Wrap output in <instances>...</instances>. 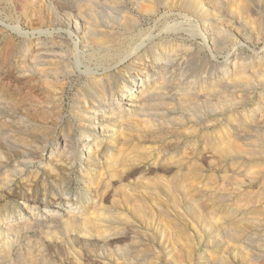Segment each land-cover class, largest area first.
<instances>
[{
    "label": "rangeland",
    "instance_id": "rangeland-1",
    "mask_svg": "<svg viewBox=\"0 0 264 264\" xmlns=\"http://www.w3.org/2000/svg\"><path fill=\"white\" fill-rule=\"evenodd\" d=\"M144 1L146 2V4L147 2L148 4H152V2L154 5L156 4L157 7H154L153 5V13L145 14L138 9V7L145 5L143 4ZM230 1L232 0H225V2L224 0H219V2H221L223 6L221 4L219 6L220 13L217 9L215 11V14H217V11L219 14L218 16L216 15V19L214 21H216L217 19L220 20L223 16L220 21L218 20L219 24L221 22V26H218L221 27V29L223 30L218 27L217 29L221 32L217 30V32L215 30L213 31V33H220L217 34L218 39L216 37V33H214L215 35L213 34V41L214 43H217L215 45L214 43H211V41L209 42V44L208 42L204 43L200 37L192 34L193 32H191L190 28H192V26L194 25H197V22L200 24V20L198 18H195L197 16L193 17L194 14L192 16L191 14L187 13H185V15H189L187 16L189 17V19H185V15H183L184 12L182 11V8H179L180 5L176 8V5L178 4V2L176 4V0H171V3L170 0H0V100H3V102L0 101V144L2 146H0V157H3L0 158V163L2 162L0 164V171L2 170L0 172L1 176H3L2 173L4 171L7 173L8 170L10 171V167L13 166L12 160H14L15 157L11 148L14 142L16 144V142L21 141L22 138H26L25 140H31L30 137L25 135L29 130V133L33 134L32 136H35V133L37 134L38 132H40L37 135L40 136L41 139L37 137L34 139L35 141H33L37 145L39 144V146L43 144V135H51L53 132L54 134H57L61 131V129L65 131L64 133H69V135L74 139L88 135L86 133L83 134L79 132L80 128H78V123L74 120L72 116L76 115L77 112V96L83 94V91L87 90V88L85 90L86 83H84L87 81L85 80L86 78L83 74L86 70L85 67H95V57H100V54L103 52H101L98 47H96L97 45L94 42H91L93 41L90 39L92 37L91 34L93 35V33L95 34L105 32L106 30H110L109 32L114 31L115 33L117 31V35L118 33H124L126 31H124V26L126 27V24L121 20L123 12L126 11L127 13L136 17L139 21L138 29H141L143 32H145V34L149 33L156 37L154 40H157L158 37L161 36H163V40H165V37H172V42L177 44H179V41L182 40L181 43L183 44L180 43V45L184 51H181L182 54L179 53L181 58L180 64L178 66H173V68L168 69L166 74L159 73L158 70H153L154 68H152L153 65L151 62H149L148 64L140 65L139 62L147 61V58L145 57L146 55L143 56L141 59L128 60L124 63L116 65L115 68L111 66L107 69L109 72L114 73H116L117 71H124L122 75L125 79H128L130 75L138 74L144 77L146 73H150V80L158 81L162 79V74L166 85L169 84V88L172 86V90L175 91L174 93L173 91H164V100H162L166 104L170 102L172 104L170 105L172 106V108L169 107L170 103L168 104V106H166L164 102L163 103L165 105L163 103L161 104V102H157V106L156 104L148 106L149 109L147 108V110L144 112L145 115L143 114L144 118L139 117V119H133V121L129 120L131 119V117L125 118L128 121H131V124L127 126L128 128L122 126L123 124H120L122 120H114L109 125L110 130L113 131L111 132V136L107 138L102 137L99 141L96 140V144L98 142V147L100 150L95 155H93V158L89 161L90 163L88 162L86 165L85 163H83L84 165H78L75 162L69 163L70 160L66 161L63 159V162L61 161L60 163L54 164L50 167L49 164L45 162V159H40L38 161L39 165L37 162V165H35L34 168L27 169L23 172V175H21V178L23 180L20 177L11 178V176H9V181L7 180V183L9 185L6 183V186L4 185V188L0 190V196L3 195L2 197H0V221L2 223L3 220L5 221L7 219L5 218V216L8 212L17 211L20 215L15 214V221L18 224V227L14 223V226L12 227L13 231L11 228V230L7 229L6 231V226H0V240H3L4 238V241H2V243L0 241V250L5 249V253H3L4 256L2 255V253L0 254V264H264V151H262L264 150V119L261 120L262 117H259L258 119V115L263 116L262 114H264V108H262L264 107V92H262L264 91V89L260 91V93H262L258 96H252L250 90L242 85V89H246H240L241 87L239 85H236L235 88L232 87V90L230 87H226L225 89H228V93L231 91L233 92L227 95V99L221 101H224L223 104L219 102H215L216 104L214 102L211 104L208 102L204 103V99L202 100L201 98H199V95L197 96V93H203V91L206 90L204 81L211 77L212 73L215 72L218 68H222L225 65L226 61L229 62V69L232 70L234 63L238 64V60L240 63L243 60L244 62L258 61L264 55L263 25H259V27L256 28L255 25H251L247 22L248 24H244L246 27L245 28L242 24L245 22L246 19L244 21L240 20L241 24L240 22L236 21V17L238 15L236 13V4H233ZM139 2L140 4L142 2V4L140 5ZM253 2L255 4H262V2H260L259 0H253ZM137 3L139 4L137 5L138 7L136 6ZM167 4L176 5L167 6ZM230 8L231 10H229ZM137 10H139L140 12H138ZM230 12L231 14L229 15ZM232 12L236 17L233 15ZM231 15L233 16L231 17ZM244 16L245 15L241 17L244 19ZM69 19H78L77 22L79 24H84L88 27H92L90 28L88 34L91 32L92 33L88 35L89 37L87 35H84V39H82L80 35L78 36L77 34H75L74 31H72V29L70 30L66 25H64L65 21ZM231 20H233V22ZM226 21L227 23H224ZM172 24H178L182 28L180 29V31H176V33L169 32L167 29H165V26ZM222 24H232V28L229 27V25L227 27V25L223 26ZM234 25H236L237 27ZM258 28L261 31L258 30ZM225 29L227 32H225ZM253 29L256 34L254 33ZM235 30L236 32L238 30V32L235 33ZM251 30L253 31V33ZM257 30L259 31V33L257 32ZM230 32H232V35L229 34ZM225 33L230 35V37L226 35L230 38V40L229 38H226ZM222 34L225 37H223ZM78 38H81V40L79 41ZM215 38L218 41L220 39L222 40L223 38H225L222 40V43L224 44H220L221 40L219 42H215ZM35 40H38L42 45H44L45 48L42 52H44L46 55L44 53L40 54L41 52L38 54V57H41V63H47L50 57L52 56V54L50 53H53L54 57L52 56L51 59L63 58V61L65 63H63V66L66 65V63L70 64L74 67L76 72L70 74L67 77L62 78L63 73H61L62 70H60L62 67H59L60 69H58L59 71L57 72L59 74H54V77L50 75L47 79H45L44 77L38 74L35 67H31L30 64V67H28V57L27 53L24 54V51H30L31 49H34V47H36V45L33 44ZM85 40L87 42L85 43L87 44L86 46L85 44H83ZM92 43H94L95 45ZM228 44L231 45L228 46ZM81 45H83L84 47ZM218 45H221L222 47L224 46V49H221ZM74 46H76L77 48ZM201 46L203 49H201ZM212 46L213 48H211ZM59 55L61 56V58ZM226 57L229 60H226ZM74 58L77 61H75ZM255 58L258 59L256 60ZM78 62H80V65L78 66L80 71H84L82 74H80L78 69L75 67V65H78ZM231 62L234 63L230 64ZM73 63L76 64L73 65ZM98 72L100 73L102 71L99 70ZM98 76L100 75H97V77ZM125 79H123L122 77H118L111 82V89L113 91H117L115 95H117L120 91L121 85L125 82ZM15 80L18 83L15 82ZM51 83L52 85H50ZM54 83L58 86L56 87ZM173 83L180 84L183 89L180 88L177 91V88L174 87ZM55 87L57 88V90ZM203 87H205V89ZM78 91L81 93H78ZM242 91L243 93L241 94ZM177 92H189V94L192 95L193 98L196 97L194 101L196 102V100L198 99V102L193 103L191 106H178L176 105V103H172L174 102L173 95L178 94ZM47 93L49 94L47 95ZM238 94L240 95L237 96ZM47 97L50 100H48ZM4 100L10 101L12 104L10 102L7 103ZM226 100H228V103ZM25 102L27 104H25ZM54 103L55 106L52 105ZM73 103L74 105H72ZM4 104L6 107L4 106ZM20 104L21 106H19ZM173 104L175 105V107ZM89 105L90 104H88L87 106V111H92V106ZM193 105L195 106L194 108ZM98 106L99 107L97 108V111L104 112L105 114H108V112L111 111L110 106H106L104 104ZM24 107L26 108L24 109ZM13 108L15 111L12 110ZM20 108L24 110H21ZM170 108L171 111L167 110ZM241 108H244L246 110L250 109V111H252V116L246 119L247 123L246 120L242 123H238V129H243L244 127L243 130H240L242 135L239 132L238 134L230 138L233 139L230 140L232 142L231 145L235 143L234 140H237V137L240 139L237 140L240 143L238 146L242 148L244 145L242 149L245 150L244 152L239 153L241 156L240 157L239 154L237 155V153L235 154L234 152H229V154L228 152H221V149L219 148L227 147L228 145H230V143L228 145L227 143H224L226 146H223L222 144V146L216 145L218 147L217 148L216 146H214V143H210L207 140L209 135L214 132V130H216L218 126H220L222 123H225L224 121L227 122L228 118L231 115H233L231 117H234L236 114H238ZM73 111L75 112L73 113ZM260 111L263 112L261 113ZM16 115L22 117L19 119V117ZM14 117L18 118L15 119ZM178 117H180L182 121L180 118L179 120H176ZM142 118L144 119V121ZM17 119L19 120V122L22 120V124L21 122L19 123ZM23 120L26 123H24ZM161 120L162 122H160ZM167 120L169 124H167ZM255 121L260 123L257 124ZM164 122L166 125H164ZM252 122H255V124L257 125L256 129L254 126L255 124H253ZM159 123H161V125H158ZM134 124H138L137 126L135 125L137 129L134 127ZM251 124L253 128L250 127ZM203 125H206L205 128ZM132 126L134 129L132 128ZM24 127L27 128V132L22 131L21 128L25 129ZM31 127L35 132L31 131ZM117 128L122 131L129 130L131 134L127 131H119ZM122 128L125 129L123 130ZM150 128H152L153 130ZM158 128L161 129L162 133ZM248 128H250V130L255 129L257 131L250 132ZM20 130L22 131V133ZM115 130H118L120 134L118 131ZM133 130L136 134L132 133ZM139 132L141 134L143 133L142 136L139 135ZM243 132L244 134H246L244 135ZM121 133H123L124 137ZM125 133L129 135L127 136L125 135ZM205 133L207 136L205 135ZM252 133L254 134V136ZM255 133H258V136H260L261 134L262 135L258 137L255 135ZM16 134H18V136ZM134 135L135 138L133 137ZM250 135L252 136L248 138ZM244 136L248 137L244 138ZM262 136L263 138H261ZM121 137L126 139V142L123 141L124 139ZM241 139L244 140L242 141ZM249 139L250 141H252V143L248 142ZM39 140H41V143L39 142ZM253 140H255V142ZM75 141L73 140L72 144L69 146V150L71 149V154H73L72 157L82 153V148L80 144ZM118 141H120L121 143ZM260 141L263 144L259 143ZM12 142L13 144H11ZM6 143L10 144V146H8ZM117 145L118 148L121 147V145H123L124 148L121 147L119 148V150H117ZM248 145L249 147H247ZM205 146L209 149L217 148V151L215 150V152H212V156V154H210V151H212L213 149L209 151ZM133 147H135L137 150ZM256 147L258 149L260 148V150H257ZM158 148L160 151L158 150ZM187 148L190 149V151L192 152L186 150ZM202 148L203 150H205V152H207L205 153ZM125 151L128 153L132 151V153L128 154L125 153ZM184 151L187 156L185 155ZM254 151H258V156L254 155L256 154V152ZM1 152L3 153L2 155ZM6 153L9 156H7ZM117 153L119 155L116 157L115 155H117ZM181 153L183 154L181 155ZM190 153H193L191 154L192 156L189 155ZM231 153L234 154L232 155ZM243 153H245L246 155H243ZM126 154H128L129 156ZM143 154L147 156L144 157ZM195 154L197 156H195ZM204 154H206L207 156H205ZM124 155H126L127 158ZM178 155H180L181 157H179ZM114 156L123 161L120 163L121 165L113 166L114 170L116 169L115 167L118 166L119 169L117 168L116 170L122 171V174L120 171L115 172L112 168H107V163L110 161V159L114 160ZM137 157H139V159ZM6 158L8 161L6 160ZM107 158L108 160L104 162ZM180 158L184 160V162ZM188 159L190 162L188 161ZM174 160L176 162H174ZM154 161L156 162L154 163ZM196 161H198L199 164ZM173 162L177 165H175ZM195 162L198 165L194 164ZM171 163L173 164L170 165ZM105 166L106 168H104ZM199 166L201 167V169ZM85 167H87L88 169ZM249 167H251L250 169L254 168V170H250V172ZM97 168H100V170L102 168L103 171L101 170L102 173L100 172V174L101 176L104 174L102 176L103 178L97 175L100 171ZM110 170H112L115 174L112 175L113 173ZM33 171L35 172V174ZM106 171H110V175L109 172ZM32 174L33 176L36 175L35 179ZM80 174H83V176H81ZM116 174L117 177H119L118 175H120L121 177H119L118 179L116 177ZM123 174L127 176H124ZM108 175L109 178H106L108 177ZM134 175L138 177H135L136 180L133 179L134 177H132ZM129 176L131 178V182L128 180L130 179ZM94 177H98L100 179L97 180L98 178L95 179ZM184 177L196 180L193 182L192 179L189 180L192 182L191 185V182L187 181V179H185ZM182 178H184L185 180ZM143 179H146L147 182H149L148 180L151 179V183H146V180L144 181ZM160 179H162L163 181H160ZM176 179L184 181V192L186 191L187 194L177 192L179 202L177 201L178 204L176 203L174 206L171 200L168 199L167 194L161 188H157L154 194L148 191L153 186V184L156 185L157 183L158 185L162 182H172V180L175 181ZM91 180L94 182L91 183ZM125 181L127 183H125ZM142 181H144V183ZM96 182L98 185H96ZM196 182L197 184H200L197 185ZM205 182H208L207 185ZM115 183H119V185H115ZM121 185H126L127 187L125 186L126 188H121L119 187ZM138 185L142 188H149H145V190H143L142 188L139 189ZM115 186L117 187V189L115 188ZM221 187L223 188V192ZM124 189H128V192ZM129 190H131V192ZM125 191L131 197V199L134 198L132 200L139 201H126L125 196L122 197V195L126 193ZM218 191H220V193ZM92 192H94L96 196ZM133 192H135L137 196ZM146 192H148V194H146ZM189 192L192 193V195ZM113 193L116 194L113 195ZM131 193H133V195ZM178 193L180 195H178ZM149 194L151 195V197H149ZM188 194L191 195L192 198L194 197L196 202L199 203V206L197 205V208L199 209L200 207L199 212H201L200 215L202 217H195L194 215H192V213H190L192 216L187 214L189 213L186 212L188 205H185L183 207L182 204L185 203L184 195ZM216 194H218L219 196H215ZM156 195L157 197H155ZM257 196L259 198H257ZM217 197H219V199ZM95 201L97 203H95ZM133 202H135V205H138L144 211L146 210L145 212H143V215L140 216L142 218H140L137 214L134 215L133 210L130 211L134 207ZM127 203H132L133 207L131 204ZM172 206L173 208L176 206L175 208H178L181 211L176 210L175 208L173 209ZM222 206L224 209L221 208ZM100 208H102L103 210ZM210 209H212L213 213L212 211H210ZM72 210L76 213V215ZM109 210H114V212L116 211V214L119 212V217L116 216L113 211H111L110 214V212H108ZM172 210L176 212L174 213ZM228 210L230 212V217L227 219L223 217L222 214ZM80 211L81 213H78ZM94 211H102L103 214L102 212H97L99 214L97 216L96 212L93 213ZM205 212H207L208 215L209 213H215L217 215V217H215L217 220L215 219V222L213 221L210 225H208L209 223L207 224L206 220L204 219V217L208 216L207 213L205 214ZM176 213H178L179 215H177ZM220 213L222 214L219 215ZM100 214L107 215H101L100 217ZM108 214L110 215V217L113 216L112 219H110V217L109 219H107V216H109ZM249 214H251V216ZM80 215H82V217ZM120 215H125L124 217L127 216V218H124L122 216V219H125L122 220ZM180 215L183 216L181 217ZM117 218H119V220ZM250 218H255V220L249 221ZM18 219H21V221H17ZM72 219H75L74 225L70 226L68 222H70ZM116 219L118 220V222H120L118 223ZM198 220L200 221L197 223ZM194 221H196V223ZM20 223H23L24 225H20ZM84 224L89 225L86 226ZM202 224H204L205 226ZM228 224H230L231 226H228ZM215 226H217V228ZM222 226L224 227V230ZM206 227H208V229ZM5 240L6 242H8L7 244H10L4 245L3 242L6 243ZM8 246H10V248ZM127 248L130 252L127 250ZM139 254L143 255V257H141V255ZM217 258H220L221 260L223 258L222 262H220ZM216 260H218V262Z\"/></svg>",
    "mask_w": 264,
    "mask_h": 264
},
{
    "label": "bare ground",
    "instance_id": "bare-ground-1",
    "mask_svg": "<svg viewBox=\"0 0 264 264\" xmlns=\"http://www.w3.org/2000/svg\"><path fill=\"white\" fill-rule=\"evenodd\" d=\"M87 1V0H86ZM138 1H140V0H138ZM155 1V0H154ZM157 1V0H156ZM222 1V0H221ZM260 2H262V4L260 5V4H255L254 2H253V0H232V1H230V2H232L233 4H236V13L238 14H236L237 15V17L234 15V13H233V15L236 17V21L237 22H240V20H242V21H244L245 19V22L242 24V25H244L245 23H249V24H253V25H255L256 26V28L257 27H259V25H263V28H264V0H259ZM115 2V1H114ZM145 2V1H144ZM143 2V4H145V5H142V6H140V7H138L137 5H139L140 4V2H139V4L137 3L136 4V6L138 7V9L139 10H141V12H143V13H145V14H151V13H153L154 12V7H157L156 6V4L154 5L153 4V2H152V4H148V2H147V4H146V2L144 3ZM150 2V1H149ZM168 2V1H167ZM174 2V1H173ZM177 2H178V4H177ZM224 2H225V0H224ZM229 2V1H228ZM88 3H90V2H88ZM159 3V2H158ZM158 3H157V5H158ZM165 3V2H164ZM170 3H171V0H170ZM175 3V2H174ZM232 3H231V6H232ZM85 4V3H84ZM141 4H142V2H141ZM140 4V5H141ZM177 4V5H176ZM176 8L179 6V8L181 7L182 8V11L184 12V14L183 15H185V13H187V14H191L192 16H193V14H194V16L193 17H195V16H197V17H195V18H198L199 20H200V24L197 22V25H194V26H192V28H190V30H191V32H193L192 34L193 35H195V36H198V37H200L201 39H202V41L205 43V42H208V44H209V42L211 41V43H214V37H213V34L214 33H216L217 31H220V30H218L217 28L219 27L218 25H220L221 26V22H220V24H219V22H218V20L219 19H217L216 21H214L215 19H216V15L218 16V14L220 13V11H219V6H220V4H221V2H219V0H176ZM211 6H210V5ZM224 4V3H223ZM230 4V3H229ZM148 5V6H147ZM153 5H154V7H153ZM169 4H167V6H168ZM172 4H170L169 6H171ZM174 5V4H173ZM172 5V6H173ZM174 5V6H175ZM222 5V4H221ZM88 6V5H87ZM135 6V5H134ZM223 6V5H222ZM227 6H229V5H227ZM89 7V6H88ZM235 7V6H234ZM229 8V7H228ZM227 8V9H228ZM231 8H233V7H231ZM231 8L229 9V10H231ZM216 9L219 11V13H218V11H217V14H215L216 12ZM235 9V8H234ZM234 9H232V10H234ZM135 10H136V7H135ZM139 10H137L138 12H140ZM225 12V11H224ZM227 12H228V10H227ZM215 14V15H214ZM231 14V12L229 13V15ZM181 15V14H180ZM211 15V16H210ZM228 15V14H227ZM233 15H231V17L233 16ZM243 15H245L244 16V19L242 18L243 17ZM187 16H189V15H185V19H189V17H187ZM242 16V17H241ZM79 17V16H78ZM155 17V16H154ZM223 17V16H222ZM222 17H221V19H222ZM227 17H229V16H227ZM58 18V17H57ZM70 18V17H69ZM183 18H184V16H183ZM220 18V17H219ZM60 19V18H59ZM198 19H197V21H198ZM220 19V20H221ZM225 19V18H224ZM229 19V18H228ZM78 20V19H77ZM77 20H74V19H69V20H67V21H65V23H64V25H66L70 30L72 29V31H74L75 32V34H77L78 36L80 35V37H82V39H84V35H89V34H91V33H89L88 34V32L90 31V28H92V27H88L87 25H82V24H79L78 22H77ZM119 20H120V18H119ZM121 20L126 24V27L124 26V33H122V34H119L118 33V35H117V31H116V33L114 32V31H112V32H109V31H105V32H101V33H93V35L91 34V40H93V41H91V42H94L97 46L96 47H98V49L102 52H100L101 54H100V57L98 56V58H96L95 57V60L96 61H94V66L95 67H92V68H87V66L85 67L86 68V70H85V72L83 73L82 71H80V69H79V63L80 62H78V65H75L76 63H73V65H75V67L78 69V71H79V73L80 74H84V76H85V80L87 81V82H84V83H86L85 84V90H86V88H87V90L86 91H83V94H81V95H78L77 96V112H76V115H74V116H72L73 118H74V120L78 123V128H80V131L79 132H81V133H83V134H88L87 136H83V137H79V138H75L76 139V141H75V139L74 138H72L70 135H69V133H64L65 131L64 130H62L61 129V131L59 132V133H57V134H54V132L51 134V135H43L42 136V139H43V144L41 145V146H39V144L37 145L36 143H34L33 141H35L34 139L35 138H37V137H39L40 139H41V137L40 136H38L37 134H39L40 132H38L37 134L35 133V136H32L33 134L32 133H29V131L27 132V128H25V129H23V128H21L22 129V131H25V132H27L25 135H27L28 137H30V139L31 140H25L26 138H22L21 139V141H19V142H16V144H15V142H14V144H13V142L11 143V144H13V146H12V150H13V155H14V160H12L13 162V166L12 167H10V171L8 170V172L6 173L4 170V172L2 173L3 174V176H1V173H0V190H2L3 188H4V185L6 186V183H7V180H8V178H9V176H11V178H16V177H20L21 178V175H23V172L25 171V170H27V169H31V168H34L35 167V165H37V162L40 160V159H45L46 161L45 162H47L48 164H49V166L51 167L52 165H54V164H57V163H60L61 161L63 162V159L64 160H70L69 161V163L70 162H75V163H77L78 165H82L83 163H85V165L90 161V159H92L93 158V155H95L100 149H99V145H98V142H97V144H96V140H101L100 138H102V137H109V136H111V132H113V131H111L110 130V124L115 120H122L121 121V125L122 126H124V127H127L129 124H131V121H128L127 119H125L126 117H131V119H129V120H132L133 121V119H136L137 120V118L139 119V117H143L144 118V116H143V114L145 115V111L147 110V108H148V106H152V105H154V104H156L157 102L158 103H160L161 102V104L164 102V101H162V100H164V91H173L172 90V86L169 88V84H167L166 85V82H165V80L163 79L164 77H163V73L164 74H166L167 73V70L168 69H170V68H173V66H178L179 64H180V54L179 53H181V51L182 52H184L183 51V49L181 48V45H180V43H181V41H179L180 43L179 44H177V43H174V42H172V37H165V40H163V36H161V37H158V39L157 40H154L156 37H154L153 35H151V34H145V32H143L141 29H138V27H139V21L137 20V18L136 17H134V16H132L131 14H129V13H127L126 11L125 12H123V14H122V16H121ZM219 20V21H220ZM230 20V19H229ZM235 20V19H234ZM118 21V20H117ZM121 21V22H122ZM232 22H233V20H231ZM230 21V22H231ZM85 22V21H84ZM120 22V21H119ZM176 22V21H175ZM184 22V21H183ZM182 22V23H183ZM190 22H191V20H190ZM58 23H59V21H58ZM57 23V24H58ZM83 23V22H82ZM117 23V22H116ZM116 23H114V24H116ZM185 23V22H184ZM223 23V22H222ZM224 23H227V21L226 22H224ZM247 23V24H248ZM119 24V23H118ZM171 24V23H170ZM179 24V23H178ZM178 24H172V25H168V26H165V29H167L169 32H173V33H176V31H180V29L182 28V27H180V25H178ZM187 24V23H186ZM193 24V23H192ZM195 24V23H194ZM234 24V23H233ZM240 24H241V22H240ZM246 24V25H247ZM60 25V24H59ZM190 25V24H189ZM223 26L224 25H227V24H222ZM229 25V24H228ZM228 25H227V27H228ZM237 25V24H236ZM236 25H234V26H236ZM121 26V25H120ZM232 26V24H230L229 25V27H231ZM238 26V25H237ZM236 26V27H237ZM185 27V26H184ZM226 27V26H225ZM239 27V26H238ZM244 27H245V25H244ZM248 27H250V26H248ZM253 27V26H252ZM121 28V27H120ZM123 28V27H122ZM220 29H221V27H219ZM224 28V27H223ZM232 28V27H231ZM235 28V27H234ZM233 28V29H234ZM240 28V27H239ZM246 28V27H245ZM244 28V29H245ZM112 29V28H111ZM185 29V28H184ZM255 29V28H254ZM254 29H253V31H254ZM137 30V31H136ZM188 30V29H187ZM216 31V32H214L213 33V31ZM221 30H223V29H221ZM258 30H260L259 28H258ZM257 30V32L259 33V31ZM264 30V29H263ZM262 30V31H263ZM162 31V30H161ZM250 31V30H249ZM252 31V30H251ZM253 31H252V33H253ZM261 31V30H260ZM42 32H44V31H42ZM120 32H122V31H120ZM189 32V31H188ZM221 32V31H220ZM225 32H227L226 31V29H225ZM237 32H238V30H237ZM236 32V30H235V33H237ZM240 32V31H239ZM87 33V34H86ZM160 33V32H159ZM166 33H168V32H166ZM222 33H223V31H222ZM232 32H230L229 34H231ZM242 33V32H241ZM254 33H255V31H254ZM156 34V33H155ZM191 34V35H192ZM217 34H220V33H216V37H217V39H218V35ZM229 34H226L225 33V36L226 35H228L229 37H230V35ZM239 34V33H238ZM248 34V33H247ZM256 34V33H255ZM189 35V34H188ZM215 35V34H214ZM232 35V34H231ZM258 35V34H257ZM167 36V35H166ZM183 36V35H182ZM221 36V35H220ZM222 36H223V34H222ZM221 36V37H222ZM225 36H223V37H225ZM77 37V36H76ZM86 37V36H85ZM89 37V36H88ZM229 37H227L226 36V38H229ZM241 37V36H240ZM87 38V37H86ZM85 38V39H86ZM170 38V39H169ZM183 38V37H182ZM220 38V37H219ZM79 39V41L81 40V38H78ZM166 39H168V40H166ZM223 39H225V38H223ZM222 39V40H223ZM88 40H89V38H88ZM221 40V39H220ZM219 40V41H220ZM220 41V44L223 42V41ZM229 40H230V38H229ZM228 40V41H229ZM213 41V42H212ZM218 40H216V38H215V42H219ZM225 41V40H224ZM90 42V41H89ZM195 42H196V40H195ZM75 43V42H74ZM82 43H83V41H82ZM85 43H87L86 42V40H85V42L83 43V44H85ZM94 43H92V44H94ZM226 43V42H225ZM33 44L34 45H36V47H34V49H31L30 51H27V50H25L24 51V49H23V51H24V54H26L27 53V57H28V67H30L29 66V64L31 65V67H35L36 68V70H37V72H38V74L40 75V76H42V77H44L45 79H47L48 78V76H50V75H56V73L59 71L58 69H60L59 67H62L60 70H62V72L61 73H63L62 74V78L63 77H67V76H69L70 74H73V73H75L76 71H75V69H74V67L72 66V65H70V64H67L66 63V65H64L63 66V63H64V61H63V58L62 59H57V58H54V59H51L52 58V56H53V53H50V54H52V56L50 57V59H49V61L47 62V63H45V62H40L41 61V57H38V54L40 53V54H42V53H44V52H42L43 51V49H45L44 48V45H42L38 40H35L34 42H33ZM49 44V43H48ZM77 44V43H76ZM75 44V45H76ZM94 44V45H95ZM181 44H183V43H181ZM207 44V45H208ZM215 45L217 44V43H214ZM222 44H224V43H222ZM46 45V44H45ZM87 44H85V46H86ZM205 45V44H204ZM225 45H227V44H225ZM231 45V44H230ZM229 44H228V46H230ZM47 46V45H46ZM45 46V47H46ZM81 46H83V45H81ZM184 46H185V44H184ZM203 46V45H202ZM202 46H201V49H203L202 48ZM206 46V45H205ZM214 46V45H213ZM213 46L211 47V48H213ZM218 46H220V48L222 49L223 47L221 46V45H218ZM48 47V46H47ZM52 47V46H51ZM50 47V48H51ZM74 47H76V46H74ZM84 47V46H83ZM200 47V46H199ZM215 47V46H214ZM28 48V47H27ZM77 48V47H76ZM75 48V49H76ZM210 48V49H211ZM216 48H218V47H216ZM226 48V47H225ZM231 48V47H230ZM188 49V48H187ZM215 49V48H214ZM224 49V48H223ZM233 49V48H232ZM11 50V49H10ZM22 50V49H21ZM77 50H79V49H77ZM76 50V51H77ZM99 50H97V51H99ZM27 51V52H26ZM48 51H50V50H48ZM53 51V50H52ZM8 52V51H7ZM56 52V51H55ZM75 52V51H74ZM95 52V51H94ZM229 53V52H228ZM237 53V52H236ZM259 53V52H258ZM45 54V53H44ZM49 54V53H48ZM58 54V53H57ZM76 54V53H75ZM99 54V53H98ZM182 54V53H181ZM235 54V53H234ZM264 54V53H263ZM46 55V54H45ZM62 55V54H61ZM146 55V56H145ZM7 56H8V54H7ZM26 56V55H25ZM56 56H58V55H56ZM55 56V57H56ZM60 56V55H59ZM77 56V55H76ZM143 56H145L146 58H147V61L146 62H139L140 63V65H142V64H148L149 62H151L152 63V68H154L153 70H155V71H159V73H162L161 74V78L162 79H160V80H158V81H151L150 80V73H146V75L143 77L142 75H138V74H136V75H130L129 77H128V79H125L124 77H123V72L124 71H117L116 73H114V72H109L107 69L108 68H110L111 66H113L114 68L116 67V65H118V64H120V63H124L125 61H128V60H138V59H141ZM237 56V55H236ZM257 56H259V55H257ZM44 57V56H43ZM48 57V56H47ZM54 57V56H53ZM235 57V56H234ZM45 58V57H44ZM60 58H61V56H60ZM183 58V57H182ZM227 58V57H226ZM236 58V57H235ZM260 58V57H259ZM233 59V58H232ZM256 60L258 59V58H255ZM65 60V59H64ZM74 60L75 61H77L75 58H74ZM144 60V59H143ZM226 60H229L228 58L226 59ZM252 60V59H251ZM61 61H63V62H61ZM233 61V60H232ZM247 61V60H246ZM238 62V64H235L234 62V65H233V67H232V70L231 69H229V62H225V65L221 68H218L215 72H213L212 73V75H211V77H209L207 80H205L204 81V84H205V87H206V90L205 91H203V93L201 94V93H197V96L199 95V98H201L202 100L204 99V103H206V102H208V103H215V102H219V103H222L223 104V102H221L222 100H224V99H227V95H229V94H231V92H233V91H231V92H229L228 93V89L226 90L225 88L226 87H230L231 88V90H232V87L233 88H235V86L236 85H239L240 87H241V85L242 86H244V87H246L247 89H249L250 90V93H251V95L253 96V95H259V94H261L262 92H264V91H262L263 89H264V71H263V69H264V55L260 58V60H258V61H252V62H244V60L240 63L239 62V60L237 61ZM232 62L230 63V64H233ZM65 64V63H64ZM82 66V65H81ZM142 68V67H141ZM31 69V68H30ZM34 70V69H33ZM102 71V72H98V71ZM31 71V70H30ZM154 72V71H153ZM3 74V73H2ZM57 74H59V73H57ZM134 74V73H133ZM143 74V73H142ZM155 74V73H154ZM153 74V75H154ZM1 75V74H0ZM97 75H100V76H98L97 77ZM155 76V75H154ZM54 77V76H53ZM118 77H122L123 79H125V82L121 85V88H120V91L118 92V94L117 95H115V93L117 92V91H113L112 89H111V82L113 81V80H115L116 78H118ZM61 78V79H62ZM176 78V77H175ZM19 79V78H18ZM13 81H14V79H13ZM44 81V80H43ZM202 81V80H201ZM15 82H17L16 80H15ZM21 82V81H20ZM19 82V83H20ZM46 82V81H45ZM49 82V81H48ZM61 82V81H60ZM18 83V82H17ZM50 83V82H49ZM114 83V82H113ZM175 83V82H174ZM173 83V84H174ZM46 84H48V83H46ZM45 84V85H46ZM55 84V83H54ZM202 84H203V82H202ZM50 85H52V83L50 84ZM60 85V84H59ZM55 86L57 87L58 85L57 84H55ZM61 86V85H60ZM59 86V87H60ZM134 86V87H133ZM191 86V85H190ZM55 87V88H56ZM174 87H176L177 88V91L180 89V88H182L181 86H180V84H174ZM186 87H188V86H186ZM205 87H203L204 89H205ZM185 88V87H184ZM246 88H243V89H246ZM114 89V88H113ZM118 89V88H117ZM183 89V88H182ZM201 89V88H200ZM238 89V88H237ZM236 89V90H237ZM240 89H242V87L240 88ZM242 89V90H243ZM55 90V89H54ZM56 90H57V88H56ZM116 90V89H115ZM230 90V89H229ZM234 90V89H233ZM63 91V90H62ZM246 91V90H245ZM260 91H262L261 93H260ZM49 92V91H48ZM57 92H61V91H57ZM175 91H173V93H174ZM4 93V92H3ZM6 93V92H5ZM63 93V92H62ZM78 93H81V92H79L78 91ZM171 93V92H170ZM172 93V94H173ZM178 93V92H177ZM193 93V92H192ZM239 93V92H238ZM243 93V91L241 92V94ZM246 93V92H245ZM49 93H47V95H48ZM57 94V93H56ZM77 94V93H76ZM195 94V93H194ZM201 94V95H200ZM264 94V93H263ZM54 95V94H53ZM62 95V94H61ZM169 95V94H168ZM233 95V94H232ZM240 94H238L237 96H239ZM250 95V94H249ZM250 95V96H251ZM51 96V95H50ZM56 96H58V95H56ZM60 96V95H59ZM74 96V95H73ZM172 96V95H171ZM196 96V95H195ZM231 96V95H230ZM229 96V97H230ZM236 96V97H237ZM249 96V97H250ZM262 96V95H261ZM8 97V96H7ZM173 99H174V102H172V103H176V105H178V106H181V107H186V106H191L193 103H196V102H198L197 100H196V102L194 101L195 100V98H193L192 97V95H190L189 94V92L188 93H186V92H182V93H178V94H175V95H173ZM229 97H228V100H229ZM241 97H242V95H241ZM241 97H238V98H241ZM256 97V96H255ZM1 98V97H0ZM14 98V97H13ZM165 98H166V96H165ZM169 98V97H168ZM254 98V97H253ZM7 99V98H6ZM47 99H48V97H47ZM59 99H61V98H59ZM170 99V98H169ZM168 99V100H169ZM244 99V98H243ZM247 99H249V98H247ZM252 99V98H251ZM261 99H263V98H261ZM14 100V99H13ZM48 100H50V99H48ZM54 100V99H53ZM75 100V99H74ZM73 100V101H74ZM167 100V101H168ZM172 100V99H171ZM228 100H226L227 101V103H228ZM242 100V99H241ZM0 101H2L3 102V100L1 99ZM5 101V100H4ZM200 101V100H199ZM235 101V100H234ZM240 101V100H239ZM243 101V100H242ZM5 102H10V101H8V100H6ZM14 102V101H13ZM16 102V101H15ZM27 102V101H26ZM25 102V104H27ZM45 102V101H44ZM56 102V101H55ZM75 102V101H74ZM11 103V102H10ZM51 103V102H50ZM157 103V104H158ZM165 103V102H164ZM163 103V104H164ZM170 103V102H169ZM168 103V104H169ZM200 103V102H199ZM226 103V102H225ZM249 103V102H248ZM259 103V102H258ZM12 104V103H11ZM23 104V103H22ZM31 104V103H30ZM58 104V103H57ZM88 104H90L91 106H92V111H87V106H88ZM102 104H104V105H106V106H110V109H111V111L110 112H108V114H105L104 112H101V111H97V108L99 107L98 105H102ZM157 104H156V106H157ZM166 104V103H165ZM164 104V105H165ZM168 104H166V106H168ZM198 104V103H197ZM196 104V105H197ZM216 104V103H215ZM214 104V105H215ZM48 105V104H47ZM52 105H54L55 106V103L54 104H52ZM61 105V104H60ZM59 105V106H60ZM72 105H74V103L72 104ZM89 105V106H90ZM170 105H172L171 103L169 104V107H171L172 108V106H170ZM174 105V104H173ZM195 105V104H194ZM193 105V108L195 107ZM213 105V104H212ZM239 105V104H238ZM4 106H5V104H4ZM19 106H21V104L19 105ZM18 106V107H19ZM58 106V105H57ZM209 106V105H208ZM242 106V105H241ZM6 107V106H5ZM11 107V106H10ZM14 107V106H13ZM16 107V106H15ZM44 107V106H43ZM49 107H50V105H49ZM73 107V106H72ZM174 107H175V105H174ZM237 107V106H236ZM249 107V106H248ZM26 107H24V109H25ZM58 108V107H57ZM75 108V107H74ZM167 108V107H166ZM171 108L170 109H167V110H170L171 111ZM178 108V107H177ZM252 108V107H251ZM262 108H264V107H262ZM6 109V108H5ZM17 109V108H16ZM21 109V108H20ZM24 109H21V110H24ZM55 109V108H54ZM59 109V108H58ZM91 109V108H90ZM149 109V108H148ZM165 109V108H164ZM163 109V110H164ZM191 109V108H190ZM10 110V109H9ZM12 110H14V108L12 109ZM20 110V111H21ZM30 110V109H29ZM57 110V109H56ZM108 110V109H107ZM174 110V109H173ZM172 110V111H173ZM189 110V109H188ZM236 110V109H235ZM253 110V109H252ZM255 110H257V109H255ZM7 111V110H6ZM15 111V110H14ZM19 111V112H20ZM25 111H27V110H25ZM181 111H183V110H181ZM23 112V111H22ZM21 112V113H22ZM30 112V111H29ZM29 112H28V114H29ZM42 112V111H41ZM57 112V111H56ZM75 111H73V113H74ZM261 112V111H260ZM263 112V111H262ZM261 112V113H262ZM10 113V112H9ZM12 113V112H11ZM25 113V112H24ZM27 113V112H26ZM72 113V112H71ZM148 113V112H147ZM73 115V114H72ZM235 115V114H234ZM254 115V114H253ZM263 116H264V114H262ZM13 116V115H12ZM16 116H18V115H16ZM231 116H233V115H231ZM229 117L228 118V120H227V122L226 121H224L225 123H222L220 126H218V128H216V130H214V132H212L210 135H209V137H208V140L207 141H209L210 143H214V146H216V145H223V146H226L224 143H227V145L230 143V145H228L227 147H222V148H219V149H221V152H223V153H227L228 152V154H229V152H234L235 154L237 153V155L239 154V153H242V152H244V150L245 149H242L243 147H244V145H243V147L241 148L240 146H238L240 143L237 141L239 138L237 137V140H234L235 141V143L237 144H232L231 145V141L230 140H233V139H230V138H232V136H234V135H236V134H238L239 132H240V130H243L244 129V127H243V129H238V123L239 122H244L247 118H249V117H251L252 116V111H250V109H248V110H246V109H244V108H241L240 109V112L238 113V114H236L234 117ZM263 116H261V115H258V119H259V117H262V119L261 120H263L264 119V117ZM19 117V116H18ZM18 117H16V118H18ZM22 116H20L19 117V119L21 118ZM29 117V116H28ZM71 117V118H72ZM165 117V116H164ZM15 118V117H14ZM15 118V119H16ZM24 118V117H23ZM22 118V119H23ZM142 118V119H143ZM166 118V117H165ZM169 118V117H168ZM174 118V117H173ZM179 118L180 117H178L176 120H179ZM256 118V117H255ZM29 119V118H28ZM147 119V118H146ZM175 119H173V120H175ZM181 119V118H180ZM252 119H254V118H252ZM18 120V119H17ZM118 120V121H119ZM126 120V121H125ZM173 120H171V121H173ZM251 120V119H250ZM15 121V120H14ZM13 121V122H14ZM135 121V120H134ZM143 121H144V119H143ZM146 121V120H145ZM170 121V122H171ZM181 121H182V119H181ZM181 121H178V122H181ZM252 121V120H251ZM257 121V120H256ZM255 121V122H256ZM264 121V120H263ZM8 122V121H7ZM18 122H19V120H18ZM21 122V124H22V120L20 121ZM19 122V123H20ZM23 122H24V120H23ZM148 122V121H147ZM155 122V121H154ZM159 122V121H158ZM160 122H162V120L160 121ZM167 122H168V120H167ZM255 122L253 123V124H255ZM262 122V121H261ZM5 123V122H4ZM24 123H26V122H24ZM145 123V122H144ZM157 123V122H156ZM174 123V122H173ZM177 123V122H176ZM246 123H247V120H246ZM249 123V122H248ZM257 124L258 123H260V122H256ZM33 124V123H32ZM148 124V123H147ZM155 124V123H154ZM167 124H169V122L167 123ZM178 124H180V123H178ZM14 125H16V124H14ZM135 125L137 126L138 124H134V127H135ZM158 125H161V123H159ZM164 125H166L165 124V122H164ZM163 125V126H164ZM27 126V125H26ZM56 126V125H55ZM121 126V127H122ZM156 126V125H155ZM169 126V125H168ZM204 126V128H205V126L206 125H203ZM217 126V125H216ZM243 126H246V125H243ZM255 126V129H256V127H257V125L255 124L254 125ZM4 127V126H3ZM9 127V126H8ZM20 127V126H19ZM150 127H151V123H150ZM157 127V126H156ZM159 127V126H158ZM242 127V126H241ZM251 128H253L252 127V124H251V126H250ZM18 128V127H17ZM29 128V127H28ZM32 128V127H31ZM64 128V127H63ZM119 128H120V126H119ZM128 128V127H127ZM129 128H130V126H129ZM132 128H133V126H132ZM136 129H137V127H135ZM247 128V127H246ZM30 129V128H29ZM53 129V128H52ZM54 129H55V127H54ZM53 129V130H54ZM118 129V128H117ZM123 130L125 129V128H122ZM134 129V128H133ZM150 129H152V128H150ZM159 129V128H158ZM249 130H250V128H248ZM255 129H253V130H250V132L252 131H257V130H255ZM16 130V129H15ZM112 130H113V128H112ZM119 131H122V130H120V129H118ZM118 130H115V131H118ZM132 130V129H131ZM153 130V129H152ZM160 131H161V129H159ZM158 130V131H159ZM260 130V129H259ZM21 131V130H20ZM22 131H21V133H22ZM31 131H33V132H35L34 130H33V128L31 129ZM118 131V132H119ZM125 131H127V130H124V131H122V132H125ZM137 131V130H136ZM155 131V130H154ZM245 131H246V129H245ZM248 131V130H247ZM127 132H129V130L127 131ZM169 132V131H168ZM263 132V131H262ZM261 132V133H262ZM7 133H8V131H7ZM45 133H47V132H45ZM51 133V132H50ZM94 135H93V134ZM109 133H110V135H109ZM130 133V132H129ZM132 133H134V134H136L135 132H134V130H133V132ZM140 133V132H139ZM156 133H157V131H156ZM161 133H162V131H161ZM208 133V132H207ZM241 133V132H240ZM260 133V132H259ZM113 134H115V133H113ZM119 134H120V132H119ZM122 135H123V133H121ZM131 134V133H130ZM143 134V133H142ZM142 134L140 133L139 135H141L142 136ZM146 134V133H145ZM243 134H244V132H243ZM246 134V133H245ZM244 134V135H245ZM247 134H248V132H247ZM253 134V133H252ZM3 135V134H2ZM12 135V134H11ZM17 136H18V134H16ZM24 135V134H23ZM37 135V136H36ZM93 135V136H92ZM117 135H118V133H117ZM125 135H127L126 133H125ZM129 135V134H128ZM127 135V136H128ZM133 135V134H132ZM132 135H130V136H132ZM148 135V134H147ZM161 135V134H160ZM201 135H203V134H201ZM200 135V136H201ZM205 135H206V133H205ZM241 135H242V133H241ZM255 135L256 136H258V133L256 134L255 133ZM262 135V134H261ZM260 135V136H261ZM1 136V135H0ZM9 136V135H8ZM15 136V135H14ZM91 136H92V138H91ZM127 136H125V137H127ZM207 136V135H206ZM252 135H250L249 137L248 136H244V138L245 137H248V138H250ZM253 136H254V134H253ZM260 136H258V137H260ZM2 137H4V136H2ZM26 137V136H25ZM33 137V138H32ZM44 137V138H43ZM115 137V136H114ZM123 137H124V135H123ZM123 137H121V138H123ZM134 138H135V135L133 136ZM117 138V137H116ZM132 138V137H131ZM242 138V137H241ZM257 138V137H256ZM261 138H263V136L261 137ZM260 138V139H261ZM6 139V138H5ZM115 139V138H114ZM124 139V138H123ZM128 139V138H127ZM201 139V138H200ZM203 139H204V137H203ZM235 139V138H234ZM247 139V138H246ZM252 139H253V137H252ZM8 140V139H7ZM11 140V139H10ZM73 140L75 141V142H78L79 144H80V146H81V148H82V153L81 154H77V155H75V156H73L72 157V155L73 154H71V149L69 150V146L72 144V142H73ZM112 140V139H111ZM111 140H110V142H111ZM121 140V139H120ZM134 140V139H133ZM240 140V139H239ZM242 141L244 140V139H241ZM248 140V139H247ZM263 140V139H262ZM2 141V140H1ZM12 141V140H11ZM16 141V140H15ZM41 140H39V142H40ZM113 141V140H112ZM115 141V140H114ZM123 141H125L126 142V139H124ZM132 141V140H131ZM200 141H202V140H200ZM199 141V142H200ZM242 141H240V142H242ZM254 142H255V140H253ZM257 141V140H256ZM6 142V141H5ZM33 142V143H32ZM118 142H120V141H118ZM249 143L251 142L252 143V141H250V139H249V141H248ZM41 143V142H40ZM53 143V144H52ZM107 143V142H106ZM109 143V142H108ZM121 143V142H120ZM259 143H261V144H263L261 141L259 142ZM5 144V143H4ZM7 144V143H6ZM104 144V143H103ZM113 144V143H112ZM204 144V143H203ZM258 144V143H257ZM256 144V145H257ZM8 146H10V144H7ZM54 145V146H53ZM120 145V144H119ZM124 145V144H123ZM123 145H121V147H123ZM176 145V144H175ZM209 145V144H208ZM221 145V146H222ZM252 145V144H251ZM0 146H1V144H0ZM80 146H79V148H80ZM101 146V145H100ZM125 146H127V145H125ZM178 146H179V144H178ZM183 146V145H182ZM194 146V145H193ZM202 146V145H201ZM213 146V145H212ZM213 146V147H214ZM2 147V146H1ZM4 147V146H3ZM7 147V146H6ZM114 147H116V146H114ZM121 147H119V148H121ZM165 147V146H164ZM185 147V146H184ZM188 147V146H187ZM203 147V146H202ZM206 147V146H205ZM217 147V146H216ZM220 147V146H219ZM247 147H249V145L247 146ZM258 147V146H257ZM256 147V149L257 150H260V148L258 149ZM71 148V147H70ZM117 148H118V145H117ZM119 148L117 149V150H119ZM124 148V147H123ZM133 148H135V147H133ZM160 148V147H159ZM159 148H158V150H159ZM207 148V147H206ZM218 148V147H217ZM216 148V149H217ZM254 148V147H253ZM9 149V148H8ZM73 149V148H72ZM102 149V148H101ZM136 149V148H135ZM164 149V148H163ZM167 149V148H166ZM165 149V150H166ZM179 149V148H178ZM183 149V148H182ZM185 149V148H184ZM209 151L210 150H212L213 148H211V149H209V148H207ZM216 149H213L212 151H210L211 153L210 154H212V152H215V150ZM218 149V150H219ZM249 149V148H248ZM255 149V148H254ZM10 150V149H9ZM125 150H127V149H125ZM132 150V149H131ZM137 150V149H136ZM162 150V149H161ZM186 150H189L190 151V149H186ZM202 150H203V148H202ZM253 150V149H252ZM261 150H262V147H261ZM1 151H3V150H1ZM5 151V150H4ZM160 151V150H159ZM179 151V150H178ZM188 151V152H189ZM195 151V150H194ZM193 151V152H194ZM204 152H205V150H203ZM217 151V150H216ZM247 151V150H246ZM250 151V150H249ZM262 151H264V150H262ZM262 151H260V152H262ZM6 152V151H5ZM4 152V153H5ZM75 152V151H74ZM73 152V153H74ZM115 152V151H114ZM121 152H122V150H121ZM124 152V151H123ZM134 152H136V151H134ZM183 152V151H182ZM190 152H192V151H190ZM207 152V151H206ZM205 152V153H206ZM248 152V151H247ZM246 152V153H247ZM251 152V151H250ZM254 152H256V154H254L255 156L257 155V153H258V151H254ZM9 153V152H8ZM11 153V152H10ZM106 153V152H105ZM118 153H120V152H118ZM117 153V155H115L116 157L119 155ZM125 153H128V152H126L125 151ZM132 153V151L130 152V153H128V154H131ZM179 153V152H178ZM177 153V154H178ZM184 153H185V151H184ZM233 153V154H234ZM3 153L1 152V155H2ZM128 154H126V155H128ZM160 154V153H159ZM183 153H181V155H182ZM191 154H193V153H190L189 155H191ZM232 154V153H231ZM232 154V155H233ZM253 154V153H252ZM6 155L7 156H9L7 153H6ZM106 155V154H105ZM109 155V154H108ZM126 155H124L125 157H126ZM137 155V154H136ZM158 155V154H157ZM185 155H186V153H185ZM189 155H188V157H189ZM205 156H207L206 154H204ZM203 155V156H204ZM243 155H246L245 153H243ZM247 155H249V154H247ZM261 155V154H260ZM4 156V155H3ZM103 156V155H102ZM113 156V155H112ZM114 156V157H115ZM122 156H123V153H122ZM129 156V155H128ZM143 156L144 157H146L144 154H143ZM163 156V155H162ZM165 156V155H164ZM179 157H181L180 155H178ZM187 156V155H186ZM186 156H185V158H186ZM192 156V155H191ZM195 156H197L196 154H195ZM212 156H213V154H212ZM216 156V155H215ZM239 156H240V154H239ZM258 156V155H257ZM11 157V156H10ZM9 157V158H10ZM96 157V156H95ZM107 157V156H106ZM105 157V158H106ZM115 157V158H116ZM131 157V156H130ZM129 157V158H130ZM136 157V156H135ZM237 157V156H236ZM241 157V156H240ZM250 157V156H249ZM251 157H252V155H251ZM250 157V158H251ZM0 158H3V157H0ZM8 158V159H9ZM13 158V157H12ZM109 158V157H108ZM108 158L104 161V162H106L107 160H108ZM110 158H111V156H110ZM114 158V160H111L110 159V161L107 163L108 165H107V168H112L113 169V166H115V165H121L120 163L121 162H123L121 159H118V158H116L115 159ZM121 158V157H120ZM127 158V157H126ZM126 158H125V160H126ZM128 158V159H129ZM138 159H139V157H137ZM141 158H143V157H141ZM160 158V157H159ZM178 158V157H177ZM183 158H184V156H183ZM205 158V157H204ZM210 158V157H209ZM261 158V157H260ZM112 159H113V157H112ZM122 159H124V158H122ZM133 159V158H132ZM181 159V158H180ZM179 159V160H180ZM207 159V158H206ZM1 160V159H0ZM6 160H7V158H6ZM134 160V159H133ZM132 160V161H133ZM177 160V159H176ZM182 160V159H181ZM180 160V161H181ZM185 160H187V159H185ZM192 160V159H191ZM251 160V159H250ZM252 160H253V158H252ZM5 161V160H4ZM8 161V160H7ZM96 161V160H95ZM136 161V160H135ZM134 161V162H135ZM141 161V160H140ZM164 161V160H163ZM183 162H184V160H182ZM188 161H189V159H188ZM198 161H199V158H198ZM198 161H196L198 164H199V162ZM203 161V160H202ZM6 162V161H5ZM127 162V161H126ZM137 162V161H136ZM142 162V161H141ZM156 161H154V163H155ZM174 162H176L175 160H174ZM173 162V163H174ZM190 162V161H189ZM194 163V164H197V163ZM253 162V161H252ZM2 163V162H1ZM0 163V164H1ZM11 163V164H12ZM90 163V162H89ZM91 163H93V162H91ZM100 163V162H99ZM128 163V162H127ZM126 163V164H127ZM133 163V162H132ZM173 163H171L170 165H172ZM178 163H179V161H178ZM10 164V163H9ZM8 164V165H9ZM41 164V163H40ZM96 164H98V163H96ZM123 164V163H122ZM134 164V163H133ZM167 164V163H166ZM168 164H169V162H168ZM175 165H177L176 163H174ZM197 164V165H198ZM4 165V164H3ZM38 165H39V162H38ZM60 165V164H59ZM67 165H69V164H67ZM84 165V164H83ZM125 165V164H124ZM132 165V164H131ZM130 165V166H131ZM138 165V164H137ZM154 165V164H153ZM165 165V164H164ZM169 165V166H170ZM185 165H187V164H185ZM192 165V164H191ZM42 166V165H41ZM40 166V167H41ZM72 166H73V164H72ZM95 166V165H94ZM101 166V165H100ZM126 166H128V165H126ZM133 166V165H132ZM131 166V167H132ZM136 166V165H135ZM99 167V166H98ZM121 167V166H120ZM164 167V166H163ZM177 167H180V166H177ZM195 167H196V165H195ZM200 167V166H199ZM253 167V166H252ZM48 168V167H47ZM83 168V167H82ZM85 168H87V167H85ZM95 168V167H94ZM104 168H106V166L104 167ZM116 169L118 168V166L117 167H115ZM124 168V167H123ZM128 168H130V167H128ZM136 168V167H135ZM185 168V167H184ZM193 168V167H192ZM251 167H249V171L250 170H254V168L253 169H250ZM54 169V168H53ZM53 169H49V170H53ZM68 169V168H67ZM88 169V168H87ZM93 169V168H92ZM97 169H99L100 170V168H97ZM114 170L115 172L117 171V170ZM119 169V168H118ZM122 169V168H121ZM134 169V168H133ZM160 169V168H159ZM164 169V168H163ZM195 169V168H194ZM193 169V170H194ZM200 169H201V167H200ZM101 170H102V168H101ZM101 170L98 172L99 174H97V175H99V176H101V174H100V172H101ZM125 170V169H124ZM166 170V169H165ZM190 170V169H189ZM199 170V169H198ZM2 171V170H1ZM0 171V172H1ZM31 171V170H30ZM82 171V170H81ZM103 171V170H102ZM110 171H112V170H110ZM110 171H106V172H109V175H110ZM118 171H120V170H118ZM117 171V172H118ZM195 171V170H194ZM248 171V172H249ZM34 172V171H33ZM37 172V171H36ZM65 172V171H64ZM88 172H89V170H88ZM121 172V174L123 173L122 171H120ZM137 172V171H136ZM251 172V171H250ZM69 173V172H68ZM81 173V172H80ZM102 173V172H101ZM104 173V172H103ZM112 173H113V171H112ZM111 173V174H112ZM130 173V172H129ZM25 174H26V172H25ZM34 174H35V172H34ZM89 174V173H88ZM87 174V175H88ZM115 173H113L112 175H114ZM160 174V173H159ZM158 174V175H159ZM253 174H256V173H253ZM264 174V173H263ZM30 175V174H29ZM81 175V174H80ZM104 175V174H103ZM102 175V176H103ZM109 175H108V177H106V178H109ZM124 175V174H123ZM122 175V176H123ZM136 175H137V173H136ZM136 175H134V176H132V177H134L133 179H135L136 180V178H138ZM184 175V174H183ZM32 176H33V174H32ZM32 176H31V178H32ZM81 176H83V174L81 175ZM91 176V175H90ZM101 176V177H102ZM119 177H121L120 175H118ZM124 176H127V175H124ZM198 176V175H197ZM196 176V177H197ZM34 177V179L36 178V175L35 176H33ZM110 177H112V176H110ZM116 177H117V174H116ZM119 177H117L118 179H119ZM136 177V178H135ZM162 177V176H161ZM160 177V178H161ZM187 177V176H186ZM10 178V179H11ZM95 179H97L96 177H94ZM103 178V177H102ZM101 178V179H102ZM105 178V177H104ZM127 178V177H126ZM125 178V179H126ZM129 178H130V176H129ZM145 178V177H144ZM185 178V177H184ZM184 178H182V179H184ZM190 178V177H189ZM22 179V178H21ZM33 179V180H34ZM100 178H98L97 180H99ZM113 179H115V178H113ZM117 179V180H118ZM179 179H181V178H179ZM185 179H187V181H189V180H191V179H188V178H185ZM184 179V180H185ZM23 180V179H22ZM64 180V179H63ZM89 180H90V178H89ZM116 180V181H117ZM120 180H122V179H120ZM130 182H131V178L130 179H128ZM135 180H133V181H135ZM139 180V179H138ZM137 180V181H138ZM140 180H142V179H140ZM144 181L146 180V179H143ZM152 180H156V179H152ZM196 180V179H195ZM194 179H192V182L193 181H195ZM200 180V179H199ZM198 180V181H199ZM9 181V180H8ZM12 181V180H11ZM36 181V180H35ZM86 181V180H85ZM92 181V180H91ZM101 181V180H100ZM144 181H142L143 183H144ZM149 182H147V180H146V183H151L150 181H151V179H149L148 180ZM160 181H163L162 179H160ZM29 182H31V181H29ZM33 182V181H32ZM94 181H92L91 183H93ZM98 182V181H97ZM97 182H96V185H98L97 184ZM115 182V181H114ZM124 182V181H123ZM139 182V181H138ZM155 182V181H154ZM189 182H191V181H189ZM192 182H191V185H192ZM10 183V182H9ZM119 183H120V181H119ZM119 183L118 184H116L115 183V185H119ZM125 183H127L126 181H125ZM153 183V182H152ZM201 183H203V182H201ZM206 183V182H205ZM208 183V182H207ZM207 183H206V185H207ZM8 184V183H7ZM13 184V183H12ZM132 184H133V182H132ZM137 184V183H136ZM195 184V183H194ZM196 184H197V182H196ZM200 183H198L197 185H199ZM9 185V184H8ZM87 185V184H86ZM95 185V184H94ZM95 185V186H96ZM130 185V184H129ZM156 185H157V183H156ZM156 185H154L153 184V186L148 190V191H150V193H155V191H156V189L157 188H161L166 194H167V196H168V199L169 200H171V202H172V204H173V206L177 203V201H178V196H177V192H181V193H184V194H187L186 193V191L184 192V188H185V183H184V181L183 180H178V179H176L175 181H173L172 180V182H162V183H159L157 186ZM190 185V184H189ZM105 186H106V184H105ZM126 186V185H125ZM125 186H119V187H125ZM139 186V185H138ZM141 186H144V185H141ZM148 186V185H147ZM203 186H204V184H203ZM127 187V186H126ZM125 187V188H126ZM200 187V186H199ZM199 187H197V188H199ZM87 188H88V186H87ZM95 188V187H94ZM115 188L117 189V187L115 186ZM130 188V187H129ZM139 189H141L142 187H138ZM145 188H149V187H145ZM145 188H142L143 190H145ZM192 188V187H191ZM191 188H190V190H191ZM206 188V187H205ZM222 188V187H221ZM89 189H91V188H89ZM93 189V188H92ZM97 189V188H96ZM114 189V188H113ZM135 189H137V188H135ZM146 189V190H147ZM160 189V190H161ZM9 190V189H8ZM124 190H127V192H128V189H124ZM194 190H196V189H194ZM198 190V189H197ZM220 190V189H219ZM93 191H95V190H93ZM114 191V190H113ZM113 191H111V192H113ZM117 191V190H116ZM115 191V192H116ZM130 192H131V190H129ZM136 191V190H135ZM141 191V190H140ZM188 191V190H187ZM120 192V191H119ZM126 192V191H125ZM127 192L126 193H124L123 195H122V197L123 196H125V200L126 201H128V200H132V199H134V198H132L131 199V197L127 194ZM143 192V191H142ZM194 192V191H193ZM219 193H220V191H218ZM222 192H223V188H222ZM92 193H94V192H92ZM98 193V192H97ZM118 193V192H117ZM133 193H135V192H133ZM133 193H131L132 195H133ZM144 193V192H143ZM159 193V192H158ZM190 193V192H189ZM215 193V192H214ZM1 194V193H0ZM8 194V193H7ZM114 194H116V193H113V195ZM130 194V193H129ZM146 194H148V192H146ZM191 195H192V193H190ZM197 194V193H196ZM222 194H224V193H222ZM94 195L96 196V194L94 193ZM135 195H136V193H135ZM150 195V194H149ZM178 195H180L179 193H178ZM189 195V194H188ZM184 195L183 197H184V200H185V203H187V204H182L183 205V207L185 206V205H188V208H187V211L186 212H189V213H187V214H189L190 216H192V215H194L195 217H202L201 215H200V213L201 212H199L200 210V207H199V209L197 208L199 205V203H197L196 202V200L194 199V197L192 198V196L191 195ZM195 195V194H194ZM218 194H216L215 196H217ZM3 196V195H2ZM2 196H0V197H2ZM6 196V195H5ZM97 196H98V194H97ZM137 196V195H136ZM167 196H166V198H167ZM219 196V195H218ZM221 196H223V195H221ZM225 196V195H224ZM260 196V195H259ZM91 197V196H90ZM132 197H134V196H132ZM149 197H151V195L149 196ZM153 197V196H152ZM155 197H157V195L155 196ZM218 199H219V197H217ZM257 198H259L258 196H257ZM261 198H263V197H261ZM122 199V198H121ZM137 199V198H136ZM198 199V198H197ZM216 199V198H215ZM94 200V199H93ZM96 200V199H95ZM115 200V199H114ZM151 200H152V198H151ZM155 200V199H154ZM217 200V199H216ZM221 200V199H220ZM223 200V199H222ZM247 200V199H246ZM111 201V200H110ZM116 201V200H115ZM118 201H120V200H118ZM122 201H124V200H122ZM132 201H135V200H132ZM137 201H139V200H137ZM137 201H135V202H137ZM18 202H20V201H18ZM93 202V201H92ZM135 202H133L134 203V207H133V205H132V203H127V204H131L132 205V207H133V209H131L130 210V208H129V210L130 211H134V215L135 214H137L139 217L140 216H142L143 215V212H145L141 207H139L138 205H135ZM179 202V201H178ZM199 202V201H198ZM212 202V201H211ZM252 202H253V200H252ZM251 202V203H252ZM256 202H257V200H256ZM95 203H97L96 201H95ZM139 203V202H138ZM170 203V202H169ZM248 203V202H247ZM1 204V203H0ZM112 204V203H111ZM126 204V205H127ZM178 204V203H177ZM218 204V203H217ZM246 204V203H245ZM250 204V203H249ZM100 205V204H99ZM141 205H142V203H141ZM180 205V204H179ZM181 205V206H182ZM198 205V206H197ZM215 205H216V203H215ZM220 205V204H219ZM226 205V204H225ZM20 206V205H19ZM71 206V205H70ZM116 206V205H115ZM129 206V205H128ZM171 206V205H170ZM173 206H172V208H173ZM177 206V205H176ZM175 206V207H176ZM74 207V206H73ZM98 207V206H97ZM97 207H94V208H97ZM100 207V206H99ZM114 207V206H113ZM144 207V206H143ZM174 207V208H175ZM182 207V208H183ZM218 207V206H217ZM220 207V206H219ZM25 208V207H24ZM108 208V207H107ZM111 208V207H110ZM125 208V207H124ZM128 208V207H127ZM173 208V209H174ZM202 208V207H201ZM221 208H223V206L221 207ZM251 208V207H250ZM249 208V209H250ZM20 209V208H19ZM68 209H69V207H68ZM72 209V208H71ZM75 209V208H74ZM99 209V208H98ZM100 209H102V208H100ZM105 209H106V207H105ZM145 209H146V207H145ZM176 210H179V211H181L180 209H178V208H175ZM185 209V208H184ZM213 209V208H212ZM212 209H210V211H212ZM220 209V208H219ZM219 209H218V211H219ZM224 209V208H223ZM226 209V208H225ZM230 209V208H229ZM8 210V209H7ZM67 210V209H66ZM103 210V209H102ZM202 210V209H201ZM73 211V210H72ZM71 211V212H72ZM77 211V210H76ZM82 211V210H81ZM81 211L80 212H78V213H81ZM111 211H113L114 212V210H111ZM111 211L109 210L108 212H110V214H111ZM118 211V210H117ZM173 211V210H172ZM218 211H217V214H218ZM233 211V210H232ZM71 212H70V214H71ZM74 212V211H73ZM96 211H94L93 213H95ZM98 212V211H97ZM96 212V213H97ZM99 212H102V211H99ZM98 212V213H99ZM116 212V211H115ZM114 212V213H115ZM136 212V213H135ZM174 212V211H173ZM176 212V211H175ZM174 212V213H175ZM178 212V211H177ZM208 212V211H207ZM207 212H205V214L207 213ZM221 212V211H220ZM224 212V211H223ZM222 212V213H223ZM3 213V212H2ZM1 213V214H2ZM49 213V212H48ZM75 213V212H74ZM97 213V216L99 215ZM123 213V212H122ZM132 213V212H131ZM190 213H192V215L190 214ZM212 213H213V211H212ZM210 214L209 213V215H208V213H207V215L208 216H206V217H204V219L206 220V222H207V224L208 225H210L213 221L215 222L217 219L215 218V217H217V215L215 216L214 214ZM222 213H220L219 215H221ZM234 213H235V211H234ZM15 214H19V212H8V213H6V216H5V218H7L5 221L3 220V222L1 223V221H0V226H6V231H7V229H9V230H11L12 229V227L14 226V223H15V225H17V227H18V224L16 223V219H15ZM70 214H69V216H70ZM82 214H83V212H82ZM102 214H103V212H102ZM102 214H100V217H101V215ZM116 214V213H115ZM121 214V213H120ZM177 215H179L178 213H176ZM183 214V213H182ZM246 214V213H245ZM5 215V214H4ZM20 215V214H19ZM52 215V214H51ZM73 215V214H72ZM71 215V216H72ZM75 215H76V213H75ZM105 215V214H104ZM104 215H102V216H104ZM107 215V214H106ZM105 215V216H106ZM109 215V214H108ZM114 215V214H113ZM184 215V214H183ZM182 215V216H183ZM203 215V214H202ZM223 217H225V218H229L230 217V212H229V210L228 211H225L223 214ZM250 216H251V214H249ZM18 216V215H17ZM81 217H82V215H80ZM116 216H118L119 217V212L116 214ZM115 216V217H116ZM123 216V215H122ZM122 216L120 215V217H121V219H122ZM125 216V215H124ZM123 216V217H124ZM181 216V215H180ZM181 216V217H182ZM4 217V216H3ZM52 217V216H51ZM80 217V218H81ZM84 217V216H83ZM99 217V218H100ZM108 218L107 219H109V217H110V215L109 216H107ZM112 217L113 216H111L110 217V219H112ZM176 217V216H175ZM249 217V216H248ZM253 217V216H252ZM2 218V217H1ZM17 218V217H16ZM33 218V217H32ZM72 218V217H71ZM79 218V217H78ZM86 218V217H85ZM124 218H127V216L126 217H124ZM140 218H142V217H140ZM191 218V217H190ZM34 219V218H33ZM68 219H70V218H68ZM83 219V218H82ZM82 219H81V221H82ZM104 219H105V217H104ZM106 219V220H107ZM118 220H119V218H117ZM116 219V221L118 222V220ZM179 219V218H178ZM216 219V220H215ZM234 219V218H233ZM35 220V219H34ZM75 220V219H74ZM74 220L72 219L70 222H68V224L71 226V225H74ZM84 220V219H83ZM122 220H125V219H122ZM121 220V221H122ZM193 220V219H192ZM255 220V218H250L249 219V221H254ZM15 221V222H14ZM17 221H21V219L19 220H17ZM68 221V220H67ZM80 221V220H79ZM108 221V220H107ZM115 221V220H114ZM200 220H198L197 221V223L199 222ZM228 221V220H227ZM233 221V220H232ZM110 222V221H109ZM113 222V221H112ZM120 222V221H119ZM118 222V223H119ZM179 222V221H178ZM195 223H196V221H194ZM203 222H204V220H203ZM203 222H201V223H203ZM219 222V221H218ZM218 222H216V223H218ZM67 223V222H66ZM83 223V222H82ZM86 223H87V221H86ZM89 223V222H88ZM107 223V222H106ZM200 223V224H201ZM21 224H23V223H20V225ZM207 224H206V226H207ZM223 224V223H222ZM24 225V224H23ZM22 225V226H23ZM84 225H86V224H84ZM89 225V224H88ZM88 225H86V226H88ZM112 225V224H111ZM202 225H204V224H202ZM205 226V225H204ZM212 226V225H211ZM228 226H231L230 224H228ZM16 227V226H15ZM24 227V226H23ZM84 227V226H83ZM82 227V228H83ZM173 227V226H172ZM208 227H210V226H208ZM208 227H206L207 229H208ZM216 228H217V226H215ZM215 227H214V229H215ZM221 227V226H220ZM219 227V228H220ZM223 227V226H222ZM234 227V226H233ZM11 228V229H10ZM21 228V227H20ZM86 228V227H85ZM84 228V229H85ZM205 228V227H204ZM218 228V229H219ZM237 228V227H236ZM4 229V230H5ZM87 229V228H86ZM222 229V228H221ZM227 229V228H226ZM229 229V228H228ZM3 230V231H4ZM83 230V229H82ZM81 230V231H82ZM91 230V229H90ZM223 230H224V227H223ZM232 230V229H231ZM12 231H13V229H12ZM215 231V230H214ZM232 232V231H231ZM234 232V231H233ZM227 233H229V232H227ZM6 234V233H5ZM232 234V233H231ZM230 234V235H231ZM4 236V235H3ZM2 236V237H3ZM1 239V238H0ZM6 239V238H5ZM1 241V243H2V241H4V238H3V240H0ZM5 242H6V240H5ZM8 242H6V243H4L3 242V244L5 245H9V244H7ZM2 244V245H3ZM5 247H7V246H5ZM9 248H10V246H8ZM0 248H1V246H0ZM123 250V249H122ZM127 250H128V248H127ZM7 251H9V250H7ZM125 251V250H124ZM129 251V250H128ZM130 252V251H129ZM2 253V255H3V253H5V249H3V250H0V254ZM143 254V253H142ZM139 255H141V254H139ZM4 256V255H3ZM6 256V255H5ZM139 257V256H138ZM141 257H143V255H141ZM221 257V256H220ZM4 259V258H3ZM218 259V258H217ZM220 262H222V260H223V258H222V260L219 258L218 259ZM218 260H216L217 262H218Z\"/></svg>",
    "mask_w": 264,
    "mask_h": 264
}]
</instances>
